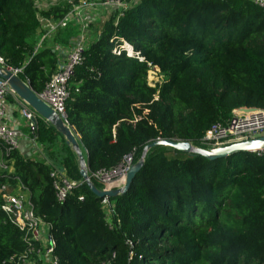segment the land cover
<instances>
[{
	"label": "trees",
	"instance_id": "16d2710c",
	"mask_svg": "<svg viewBox=\"0 0 264 264\" xmlns=\"http://www.w3.org/2000/svg\"><path fill=\"white\" fill-rule=\"evenodd\" d=\"M39 1L0 0V56L36 94L59 62L46 42L36 49L39 19L68 11L59 4L39 12ZM150 67L165 76L156 87L147 83ZM68 92L67 121L88 174L115 168L130 153L135 164L156 140L197 147L234 110L264 109V10L247 0H136L98 22ZM37 135L58 168L81 180L63 136L41 119ZM9 159L36 215L51 224L58 264H264L263 157L208 160L154 147L126 193L110 199L113 227L85 183L59 204L48 164L17 151ZM24 249L0 209V264Z\"/></svg>",
	"mask_w": 264,
	"mask_h": 264
},
{
	"label": "built area",
	"instance_id": "2783aa9c",
	"mask_svg": "<svg viewBox=\"0 0 264 264\" xmlns=\"http://www.w3.org/2000/svg\"><path fill=\"white\" fill-rule=\"evenodd\" d=\"M254 5L264 10V0H247ZM128 4L131 2L130 5ZM136 2V0H135ZM134 0L119 1V0H103V5L115 6L118 8V14L126 10L129 6L135 3ZM68 3H73L68 1ZM74 6V4H72ZM97 3L92 1L85 4L86 7H95ZM81 16V10L74 13L68 11L61 20H53L52 18L41 17L39 19L41 27L44 26V35L38 41V49L43 41L57 28L62 25L63 20H68L70 15ZM96 38V37H95ZM94 38V40H95ZM93 40V41H94ZM92 41V42H93ZM92 42H86L85 27H80V33L76 37V42L68 52H60L59 48L56 52L65 54V59L59 60L56 72L50 77L45 85L44 90L37 94L38 98L43 101L57 116L61 118L64 125L69 126L66 115V101L69 97L68 84L74 75V69L81 64L84 52ZM132 53V48L124 44L122 49L129 54V48ZM120 54V51H113ZM0 68L6 69L13 75L18 76L21 69L9 68L3 58L0 56ZM158 69L150 67V70ZM149 70V71H150ZM148 71V73H149ZM160 71V70H159ZM148 78V75H147ZM163 82V81H162ZM150 87H154L149 84ZM16 96L10 89L6 80L0 78V172L4 173L6 178L5 183H0V209L5 214L8 222L13 225L21 234L22 241L25 244V249L19 254L12 255L1 264H58V259L54 255L55 242L49 234L51 224L43 221L36 215L34 205L30 199L29 189L18 179L13 176V161L9 159L10 154L17 150L18 142L16 140L17 132L2 122L8 110L9 96ZM20 99V98H19ZM22 102L19 107L20 116L25 120L28 129L29 141L37 145L38 140V119H41L30 106ZM36 120V123L33 120ZM264 134V109L255 108H239L231 113L229 119L225 122L213 123L202 135L198 141L197 149H202L207 152H212L215 149L226 147L234 143L252 140ZM264 136V135H262ZM258 157L264 158V149L255 150L252 152ZM134 153H130L123 157L121 163L109 170H98L88 174L90 179H93L105 189L113 188L118 184L121 188L130 167L134 164ZM52 187L54 190L56 201L63 204L67 197L76 189L80 188L84 181L70 179L64 170L52 167L50 171ZM92 181V180H91ZM79 201H83L84 197L80 196ZM104 216L109 226L113 227V216L115 212L113 203L110 204V199L106 197L101 199ZM119 224V220H116ZM129 246L132 243L128 242Z\"/></svg>",
	"mask_w": 264,
	"mask_h": 264
},
{
	"label": "water",
	"instance_id": "95a60500",
	"mask_svg": "<svg viewBox=\"0 0 264 264\" xmlns=\"http://www.w3.org/2000/svg\"><path fill=\"white\" fill-rule=\"evenodd\" d=\"M0 78L6 80L9 84L10 89L15 93L18 98H20L23 102L30 106L31 109H33L41 119L45 120L50 125H52L63 136L66 145L72 149V151L76 154L78 158L79 173L81 179L87 185L90 192L96 198L99 199H103L105 197L107 199H113L119 195L126 193L136 173L142 168L144 164L145 155L150 149L154 147L162 146L174 149L185 154H197L208 160L226 158L239 152L252 153L255 150L264 149V136L244 142L234 143L226 147L215 149L212 152L197 149L190 142H182L175 140H156L144 147L141 158L138 162H136L130 167L129 171L126 174L124 184L121 188L105 190L98 189L88 176L84 157L80 150L77 137L73 133L72 129L64 125L61 118L57 116L43 101H41L38 98L37 94L31 90L29 85L22 81L18 76L13 75L6 69L0 68ZM33 122L36 123V120L34 119Z\"/></svg>",
	"mask_w": 264,
	"mask_h": 264
},
{
	"label": "rangeland",
	"instance_id": "374dc122",
	"mask_svg": "<svg viewBox=\"0 0 264 264\" xmlns=\"http://www.w3.org/2000/svg\"><path fill=\"white\" fill-rule=\"evenodd\" d=\"M92 1H95L97 3L95 7L85 6V4L90 3ZM102 3L103 0H76L72 3L74 4L73 6L71 3H68V1L61 0H41L37 2L35 5L39 12L48 10L59 4L62 5L61 8H64L66 6L69 12L72 11L76 13L81 10V16L79 18L75 14L70 15L71 18H69L68 20H63L64 23L62 25L57 26V28L48 36V38H46L44 43L46 42V45L52 47L53 49L54 46H58L60 52L65 51L66 53L72 48L73 44H75L76 37L78 33H80L81 26L85 27L86 42H92L97 34L98 22L106 16L118 12V8H116L115 6L103 5ZM130 4L131 2L128 5ZM42 27L44 29V26ZM41 34L42 36L44 35V33L40 32L37 35V38L40 39L42 37ZM63 58V56H60L59 60H62ZM164 78L165 76L159 71V69L152 68L148 73L147 81L150 85L156 87L162 83ZM46 151L47 150H44L45 156L48 158L49 161L55 164V161L50 158V155ZM101 187L102 189L104 188L103 186Z\"/></svg>",
	"mask_w": 264,
	"mask_h": 264
},
{
	"label": "crops",
	"instance_id": "0c3cea01",
	"mask_svg": "<svg viewBox=\"0 0 264 264\" xmlns=\"http://www.w3.org/2000/svg\"><path fill=\"white\" fill-rule=\"evenodd\" d=\"M40 32H43V29L40 25ZM58 48L54 46L53 51L56 53L58 60L60 56L64 57V54H61L59 52H56V49ZM65 52V51H64ZM65 59V57L61 60V62ZM22 102L17 96H9L8 98V110L5 115V117L2 119V122L12 128L14 131L17 132L16 140L18 142L17 147V153L24 159H29L32 161H43L46 164L52 167L58 168L57 165L52 163L48 160V158L45 156L44 153V147L40 144V142L37 145L32 144L29 141V133L27 129V124L25 120L20 116L19 113V107ZM43 120V119H41ZM46 122L45 120H43ZM61 169V168H59ZM61 170H64L63 168ZM65 171V170H64ZM113 188H118V184H116Z\"/></svg>",
	"mask_w": 264,
	"mask_h": 264
}]
</instances>
